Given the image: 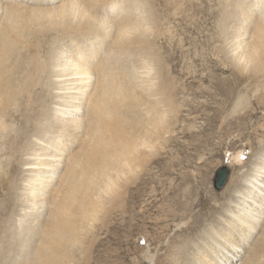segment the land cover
<instances>
[{"label": "bare ground", "instance_id": "bare-ground-1", "mask_svg": "<svg viewBox=\"0 0 264 264\" xmlns=\"http://www.w3.org/2000/svg\"><path fill=\"white\" fill-rule=\"evenodd\" d=\"M58 1L0 0V264H89L96 231L114 229L111 215L133 219L129 188L149 184L143 176L170 139L194 128L182 117L193 92L184 82L194 75L236 98L231 111L242 115L227 122L247 129L246 119L262 110L263 123L251 129L259 146H243L251 155L226 150L218 169L249 168L226 177L223 226L208 228L214 220L205 219L207 227L192 232L209 254L190 257L183 234L171 240L172 264L236 262L233 248L247 245L238 243L264 204V0ZM199 133L204 141L210 135ZM201 220L196 213L192 226ZM101 253L91 263L100 264ZM101 264H116L115 254ZM238 264H264V228Z\"/></svg>", "mask_w": 264, "mask_h": 264}, {"label": "rangeland", "instance_id": "rangeland-1", "mask_svg": "<svg viewBox=\"0 0 264 264\" xmlns=\"http://www.w3.org/2000/svg\"><path fill=\"white\" fill-rule=\"evenodd\" d=\"M58 2L56 0L53 4H59ZM212 68H215V66H212ZM220 68H224L222 71L226 70L223 65H220ZM222 71H217L216 74L219 78L225 77L226 79L228 72L223 73ZM184 83L185 87H192L193 92L187 97L188 101L183 108L182 117L184 119L193 118L192 121L195 122H192L194 128L191 130L180 129L177 131L175 138L170 139L169 146L156 157V163H151L149 171L143 176L149 184L139 187H134L133 185L129 188L131 194L136 193L134 200L131 201L133 219L129 220V212H124L125 214L116 212L111 215L110 225L114 226L113 231L108 232L107 229L96 231L98 232L95 241L97 247L91 253V256L94 259L98 250H101L103 256V259L100 258L101 263L111 260L115 254L116 264H156L157 256L164 258L161 264H172V261L176 260V256H174L175 251L173 250L175 243L172 244L171 240L177 238V236H183V234L184 241L187 240L186 235L191 238L186 244V253H189L190 257H193L192 255L195 253L203 256L208 255L210 245L207 246L202 242H198L200 238L204 237H194L192 232H197L198 234L201 232L202 226H208V228L217 227L218 229L223 226V219L226 214L221 213L219 207L223 201L225 202L222 206L228 205L227 193L224 192L226 182L221 189L216 190L213 187L215 173L222 166H226V162H228L226 150L231 152L242 147L241 150L250 156L252 153L251 149L243 147L246 146L247 140L254 142L255 145L252 144L253 147L259 146L260 141L251 134V129L263 123V120L257 122L258 119H262L263 111L260 110L255 117L252 116L246 119V121L250 120L249 123L246 122L248 125L246 126L247 129H238L236 125L227 122V119L229 120L233 116L239 118L242 115V112L237 116L238 114L231 111L236 98L231 101L226 100V93L215 88V80L203 81L201 76L194 75L193 77L188 76ZM221 83L219 81V84ZM198 84H207L208 90L200 92L196 88ZM84 88L89 89L90 87L85 86ZM223 99L225 100L224 113L211 128L204 127L205 123H207L205 120L206 116L213 113ZM185 124L180 123L179 128H184ZM203 128L207 129V133H210L206 141L199 133ZM226 129L228 132H226ZM198 143L200 144L198 145ZM176 149L179 150L181 155L177 154ZM44 156L46 155H41L40 158L45 159ZM159 158H162L160 164L158 163ZM176 159L178 160L177 163L173 162ZM20 169L18 168L13 173V176H16ZM228 169L227 177L229 178L234 173L233 176L237 180L239 179V176H237L239 174L238 171L243 173L249 168L244 164L242 170H236L234 167H228ZM238 187L236 186V188ZM174 198H176V202L178 201L182 205V209H179L178 205L175 204ZM149 200H153L151 207L147 206ZM203 200H206V204L202 208ZM249 203H246L245 210H252L248 207ZM263 205L258 204L256 207L257 211H252L256 215H253L254 218L246 226L248 228L247 234L238 243L246 242L247 245L242 244L239 249L233 248L232 253H240V256L237 257L236 262L233 260L227 264H238L244 261L245 257L249 255L253 243L260 237L264 228V213L260 211ZM196 213H198L200 219L203 218L200 221V226L197 224L192 226V220ZM205 219L214 220L213 225L206 226L207 222ZM95 226H99V222H96ZM190 226L192 227L190 228ZM233 231L235 232V230ZM34 236L35 232L31 235V241L34 240ZM233 238L237 240L236 234H233L230 240ZM224 242L226 244L227 241ZM167 244H172V246L169 248L170 255L165 258L164 255L169 254L165 252ZM213 245H215V242H213ZM233 254L225 253V255ZM172 256L173 258L170 259ZM213 256H215V253ZM92 257L89 264L94 263V261L91 263ZM106 257L109 258L107 259ZM218 262L225 264L221 260H218Z\"/></svg>", "mask_w": 264, "mask_h": 264}, {"label": "water", "instance_id": "water-1", "mask_svg": "<svg viewBox=\"0 0 264 264\" xmlns=\"http://www.w3.org/2000/svg\"><path fill=\"white\" fill-rule=\"evenodd\" d=\"M227 170L222 168L220 170H218L215 174V178L213 180V187L216 190H219L222 188V186H224L225 182H226V177H227Z\"/></svg>", "mask_w": 264, "mask_h": 264}]
</instances>
